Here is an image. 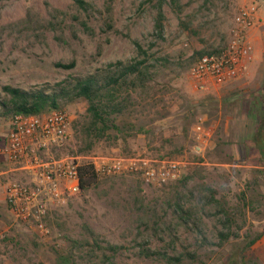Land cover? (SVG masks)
Masks as SVG:
<instances>
[{"label":"rangeland","instance_id":"obj_1","mask_svg":"<svg viewBox=\"0 0 264 264\" xmlns=\"http://www.w3.org/2000/svg\"><path fill=\"white\" fill-rule=\"evenodd\" d=\"M84 1L86 11L71 0H0V100L4 86L51 92L129 64L140 50L150 76L118 94L121 113L110 117L117 129L89 138L87 103L62 100L71 120L67 145L39 157L78 166L133 156L188 165L161 189L136 176L96 177L66 204L49 205V235L40 237L5 202L10 185H31V177L21 163L0 164V264H264V164L251 142L264 105V0H180V14L166 0L160 39L154 0ZM251 4L259 20L246 76L196 92L187 76L195 53L224 49L233 17ZM9 122L0 116V143ZM199 122L211 132L202 159L192 154Z\"/></svg>","mask_w":264,"mask_h":264},{"label":"built area","instance_id":"obj_2","mask_svg":"<svg viewBox=\"0 0 264 264\" xmlns=\"http://www.w3.org/2000/svg\"><path fill=\"white\" fill-rule=\"evenodd\" d=\"M257 17L255 5L240 8L232 19L226 47L217 53L204 54L191 64L187 76L196 92L210 94L246 76L254 55L249 36ZM70 122L69 115L62 110L45 117L14 116L0 145V164L21 163L32 180L28 186L10 185L5 195L6 205L15 219L32 225L40 237L49 235L45 224L49 205H64L69 197L80 192L76 163L43 162L39 157L49 147L62 149L67 145ZM192 136V154L202 159L211 145V132L199 122L194 125ZM186 165L185 160L143 156L97 159L91 164L97 177L136 176L144 185L155 189L178 182Z\"/></svg>","mask_w":264,"mask_h":264},{"label":"trees","instance_id":"obj_3","mask_svg":"<svg viewBox=\"0 0 264 264\" xmlns=\"http://www.w3.org/2000/svg\"><path fill=\"white\" fill-rule=\"evenodd\" d=\"M73 4L81 11H86L88 5L84 0H71ZM153 6L156 16L154 18V33L157 38H161L164 30V16L162 8L166 0H154ZM171 7L176 14H180L182 6L180 0H169ZM139 50V48H138ZM217 51L195 53L192 60L204 54L217 53ZM146 54L139 50L138 59L129 63H116L111 66L104 75L87 76L81 79H72L59 84L53 91L48 92L44 89H33L25 91L10 86L2 87L5 100H0V116L12 118L14 116L24 117H45L52 111L60 110L59 102H75L81 100L87 103V114L89 123L84 129V133L95 141L104 138L109 130L117 129L110 120L114 114H120L121 111L116 103V98L123 87L134 86L135 82L149 77ZM193 61V62H194ZM66 70L73 68V65L61 66ZM257 126L252 137V144L255 152L264 164V105H258ZM79 188L80 191L87 190L91 182L97 177L91 165L78 166ZM223 212V210H220ZM226 222L228 216L224 214ZM220 240L227 241V236L219 235ZM114 251V248H110ZM169 264H176L179 260L165 258Z\"/></svg>","mask_w":264,"mask_h":264},{"label":"crops","instance_id":"obj_4","mask_svg":"<svg viewBox=\"0 0 264 264\" xmlns=\"http://www.w3.org/2000/svg\"><path fill=\"white\" fill-rule=\"evenodd\" d=\"M258 20H259V18L257 17V23H258ZM251 33H253V31L250 32V35H251ZM253 34H254V33H253ZM3 142H4V141H2V142L0 143V145H2Z\"/></svg>","mask_w":264,"mask_h":264}]
</instances>
